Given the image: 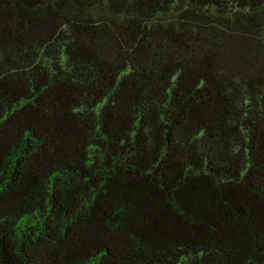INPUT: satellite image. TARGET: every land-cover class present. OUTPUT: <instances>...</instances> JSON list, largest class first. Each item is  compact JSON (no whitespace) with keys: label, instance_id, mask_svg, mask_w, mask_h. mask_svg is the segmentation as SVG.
Returning <instances> with one entry per match:
<instances>
[{"label":"trees","instance_id":"1","mask_svg":"<svg viewBox=\"0 0 264 264\" xmlns=\"http://www.w3.org/2000/svg\"><path fill=\"white\" fill-rule=\"evenodd\" d=\"M0 264H264V0H0Z\"/></svg>","mask_w":264,"mask_h":264}]
</instances>
